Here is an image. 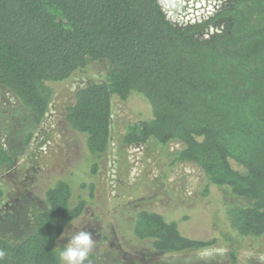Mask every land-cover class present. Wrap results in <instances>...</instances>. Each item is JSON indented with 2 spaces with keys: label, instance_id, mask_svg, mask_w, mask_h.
I'll use <instances>...</instances> for the list:
<instances>
[{
  "label": "trees",
  "instance_id": "trees-1",
  "mask_svg": "<svg viewBox=\"0 0 264 264\" xmlns=\"http://www.w3.org/2000/svg\"><path fill=\"white\" fill-rule=\"evenodd\" d=\"M222 17L230 23L225 33L199 40L159 0H0V87L41 122L53 84L105 63L104 78L78 88L63 109L64 124L85 137L91 159L111 145L113 101L137 97L149 113L127 127L124 145L179 143L170 164L196 165L204 195L218 187L250 202L228 208L229 230L208 240L138 210L135 239L149 253L173 256L232 246L228 256L238 264L233 245L264 236V0H233ZM12 162L0 149V164ZM72 195L70 183L57 180L31 232L16 243L0 237L2 264H60L59 239L87 207L82 197L72 205Z\"/></svg>",
  "mask_w": 264,
  "mask_h": 264
},
{
  "label": "rangeland",
  "instance_id": "rangeland-1",
  "mask_svg": "<svg viewBox=\"0 0 264 264\" xmlns=\"http://www.w3.org/2000/svg\"><path fill=\"white\" fill-rule=\"evenodd\" d=\"M159 3L176 26L190 29L199 40H208L221 36L229 27V19L222 13L232 7L233 0ZM106 71L105 63L94 62L83 73L53 84L52 102L41 122L0 87V149L13 160L9 166L0 164V237L14 243L25 238L35 215L44 208L46 191L57 180L66 179L74 194L72 205L75 197H82L87 207L66 228L58 244L65 245L67 236L80 229L91 232L96 241L89 256L91 264H232L228 256L232 246L218 244L173 256L149 253L145 244L135 239L138 210H154L175 221L183 235L208 240L229 230L228 208L250 202L218 187L204 195L202 172L196 165L170 164L172 154L181 148L179 143L165 147L153 142L124 145L127 127L149 113L137 97L128 103L113 101L111 145L101 159H91L85 137L64 124L63 109L78 88L91 80H102ZM233 246L238 264H264V236Z\"/></svg>",
  "mask_w": 264,
  "mask_h": 264
},
{
  "label": "clouds",
  "instance_id": "clouds-1",
  "mask_svg": "<svg viewBox=\"0 0 264 264\" xmlns=\"http://www.w3.org/2000/svg\"><path fill=\"white\" fill-rule=\"evenodd\" d=\"M95 242L93 234L87 230L80 229L68 235L67 243L59 251L60 264H91L89 256ZM6 255L5 250L0 249V264Z\"/></svg>",
  "mask_w": 264,
  "mask_h": 264
}]
</instances>
